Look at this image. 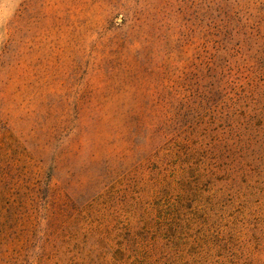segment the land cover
Segmentation results:
<instances>
[{"label": "rangeland", "instance_id": "rangeland-1", "mask_svg": "<svg viewBox=\"0 0 264 264\" xmlns=\"http://www.w3.org/2000/svg\"><path fill=\"white\" fill-rule=\"evenodd\" d=\"M0 264H264V0H0Z\"/></svg>", "mask_w": 264, "mask_h": 264}]
</instances>
